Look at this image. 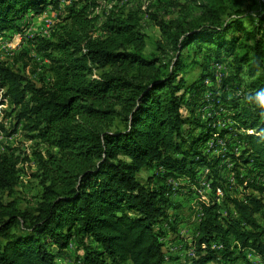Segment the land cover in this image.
Listing matches in <instances>:
<instances>
[{"label": "trees", "instance_id": "trees-1", "mask_svg": "<svg viewBox=\"0 0 264 264\" xmlns=\"http://www.w3.org/2000/svg\"><path fill=\"white\" fill-rule=\"evenodd\" d=\"M59 1L0 0V34L17 28L26 13L40 14ZM99 2L70 0L61 34L41 41L51 79L38 86L0 62V105L6 99L15 118L9 133L22 124L47 146L45 155L34 152L33 175L42 192L31 209H21L13 197L23 158L0 153V264H57L58 253L72 241L80 250L78 264H164L161 222L173 224L177 217L169 215L165 186L138 178L142 168L155 165L164 171L158 180L180 177L194 188L199 168L213 173L214 197L199 199L192 264H233L239 258L254 264L246 249L264 264V226L257 218L264 217V109L257 99L264 96V0L250 26L239 10L223 18L219 6L206 5L207 14L195 22L148 12L160 36L147 53L137 10H109L101 23L105 35L92 34ZM189 47L214 61L230 59L234 73L227 81L237 89L241 76L248 78L244 99L223 94L231 82L213 88L210 101L201 94L204 75L187 84L181 51ZM216 102L242 138L238 154L226 142L233 131L213 124L220 111L210 118L198 113V106ZM220 139L227 147L216 156ZM227 158L233 170L243 168L236 174L243 192L234 196L219 176ZM217 188L222 204L214 201ZM214 241L222 248H211ZM235 249L241 254L234 256Z\"/></svg>", "mask_w": 264, "mask_h": 264}, {"label": "rangeland", "instance_id": "rangeland-1", "mask_svg": "<svg viewBox=\"0 0 264 264\" xmlns=\"http://www.w3.org/2000/svg\"><path fill=\"white\" fill-rule=\"evenodd\" d=\"M259 1L260 0H100L99 6L93 13L98 15V19L93 24L91 32L94 36L101 37L105 35L101 23L104 13L109 10H119L123 12L127 10H137L142 14V18L139 22V29L148 36L145 49L147 53L154 50V41L160 36L159 30L153 20L148 16V12L164 19L178 17L195 22L198 20L199 16L207 14L206 5L217 9L219 6L221 7L220 12L223 18L232 17L236 15L234 10H239V15L243 23L246 26H250L255 21L257 14L262 8ZM171 2H174V4H171ZM70 5V0H61L59 4L54 6L48 5L44 12L40 14L28 12L23 15L17 20V28L13 27L0 34V62L8 64L15 72H18L26 80H30L38 86L43 81L51 79V73L47 69L48 60L45 55L47 51L40 47V43L42 40H55V38L61 34L62 26L67 23V21H65V16ZM181 53L186 63L182 76L187 84L200 79L203 77L202 75H204L205 88L202 90L201 94L204 95L203 97H205V99H209L210 101L211 90H213V88H219L221 84H223V81L231 82L227 81V78L234 73L231 64L232 61L230 59L222 58L221 60L214 61L213 58L206 56L203 52L195 53L193 47L183 49ZM247 81L248 78L242 75L239 88L235 89L234 86L236 83L231 82V87H225V93L223 94L227 96L228 99L235 96L244 99V88ZM2 91L1 89L0 92ZM5 100L4 104L0 105V123L4 126V130L0 131V153L19 154L21 158H23L22 162L18 165L19 179L13 197L17 200L21 209L35 208L39 201L42 187L38 178L33 175L37 172L38 168L34 152L38 151L44 154L47 146L36 137L35 133L23 129L22 124L18 125L15 133H9L12 125H14L15 118L12 107L9 105V102ZM216 104L218 105L213 106V104H208L206 106L202 105V107L198 106V113L200 112L202 118L208 116V118H210L216 115H212L213 112L216 111L218 113V111H220L219 117L217 115L213 124H216L220 129L225 128L233 131H229L230 135L226 136V138H228L226 142L228 143L230 140L233 146L230 151L238 154L242 147V138L240 135L234 133L236 129L228 127L232 122L229 119L228 112L224 109V105L219 104V102H216ZM222 112L223 116L221 115ZM220 140L219 144L223 146L221 150L217 151L215 149V151L212 152L213 155L218 156L219 154H224L227 145L225 141L222 139ZM204 150V152H209L207 148ZM225 161L226 163L224 166L222 163L219 165V172H221L219 176L224 180L223 184L226 191L228 190L233 196L238 195L243 192V187L237 183L236 174L239 170V172L243 173V168L235 169V171L233 170L234 165L232 162L228 160V158ZM163 172V169L157 165L152 168H142L138 173V178L142 183L149 186H165L166 195L172 203L171 207L168 208L169 215L172 219H174L173 215L177 217L176 223L173 224L169 223V221L161 222V229L166 230V234L163 236L161 235V240L163 242L162 251L165 259L164 264H192L191 261L194 254L188 253V249L193 246L192 242L197 233L195 227L199 220H197L196 215L197 209L201 207L199 199L203 198L204 201H209L214 197L211 194L210 185L214 176L209 167L199 168L197 172L199 183L195 184V188H200V192H197L194 187L190 186L188 183H184L183 179L180 177L167 176L164 180H158L157 177L163 174ZM152 175H154L153 180L148 182V177L150 178ZM154 179H157V182L154 181ZM199 184L202 185L199 187ZM216 200L214 201H221V204L224 202L222 192L221 195L216 197ZM172 206H175V208ZM226 214L227 208H221V216H226ZM257 216L260 224L264 226V217L260 215ZM52 248L56 250L55 247ZM243 251L245 256L254 264H261L260 258L252 251L248 249ZM79 254V248H77L76 243L72 241L62 252L58 253L56 262L57 264H78V261L75 259ZM238 254L241 253L238 249H235L234 256ZM219 256L220 254H218V257ZM227 263L230 264V261H227ZM210 264L223 263L216 260ZM233 264H242V260L239 258Z\"/></svg>", "mask_w": 264, "mask_h": 264}, {"label": "built area", "instance_id": "built-area-1", "mask_svg": "<svg viewBox=\"0 0 264 264\" xmlns=\"http://www.w3.org/2000/svg\"><path fill=\"white\" fill-rule=\"evenodd\" d=\"M260 1H263V0H260ZM1 131V130H0ZM215 194L218 196V195H221V190L219 188H217L215 190ZM197 220H200V218L202 217V211H201V207L197 209ZM198 222V221H197ZM202 247H204V245H202ZM210 247L211 248H215V249H221L222 248V245L217 241V242H211L210 243ZM188 253H191V254H194V248L193 246H191L189 249H188Z\"/></svg>", "mask_w": 264, "mask_h": 264}, {"label": "clouds", "instance_id": "clouds-1", "mask_svg": "<svg viewBox=\"0 0 264 264\" xmlns=\"http://www.w3.org/2000/svg\"><path fill=\"white\" fill-rule=\"evenodd\" d=\"M262 91H264V90H262ZM257 99H258L259 107L261 109H264V96H257ZM217 250H219V249H217Z\"/></svg>", "mask_w": 264, "mask_h": 264}]
</instances>
